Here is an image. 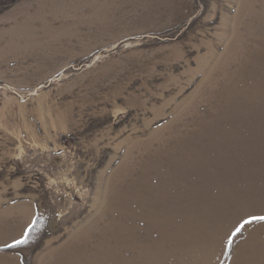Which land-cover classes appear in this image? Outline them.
<instances>
[{"label": "rangeland", "instance_id": "1", "mask_svg": "<svg viewBox=\"0 0 264 264\" xmlns=\"http://www.w3.org/2000/svg\"><path fill=\"white\" fill-rule=\"evenodd\" d=\"M253 83L264 0H0V264H264Z\"/></svg>", "mask_w": 264, "mask_h": 264}, {"label": "bare ground", "instance_id": "2", "mask_svg": "<svg viewBox=\"0 0 264 264\" xmlns=\"http://www.w3.org/2000/svg\"><path fill=\"white\" fill-rule=\"evenodd\" d=\"M247 92L253 101L259 102L262 96H264V85L258 83L250 84L247 87ZM109 264H114V262H109Z\"/></svg>", "mask_w": 264, "mask_h": 264}]
</instances>
